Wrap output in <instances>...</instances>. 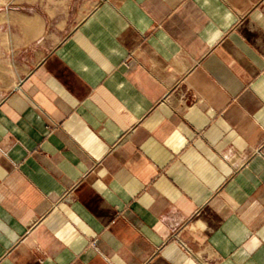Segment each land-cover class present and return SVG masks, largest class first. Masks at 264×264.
<instances>
[{"label": "crops", "instance_id": "0c3cea01", "mask_svg": "<svg viewBox=\"0 0 264 264\" xmlns=\"http://www.w3.org/2000/svg\"><path fill=\"white\" fill-rule=\"evenodd\" d=\"M45 32L0 100V264H264V0Z\"/></svg>", "mask_w": 264, "mask_h": 264}, {"label": "rangeland", "instance_id": "374dc122", "mask_svg": "<svg viewBox=\"0 0 264 264\" xmlns=\"http://www.w3.org/2000/svg\"><path fill=\"white\" fill-rule=\"evenodd\" d=\"M99 1L0 0V100L25 72L26 61L35 62L47 47L45 45L41 49L37 45L38 47L29 49L28 52L21 47L30 24L34 25L36 20L45 21L47 32L44 38L50 37L53 41L48 43L56 44L57 39L68 35ZM34 44L36 45H31Z\"/></svg>", "mask_w": 264, "mask_h": 264}]
</instances>
